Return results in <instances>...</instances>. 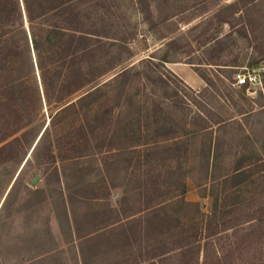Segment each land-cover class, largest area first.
I'll use <instances>...</instances> for the list:
<instances>
[{
	"label": "trees",
	"instance_id": "obj_1",
	"mask_svg": "<svg viewBox=\"0 0 264 264\" xmlns=\"http://www.w3.org/2000/svg\"><path fill=\"white\" fill-rule=\"evenodd\" d=\"M131 1L167 47L130 63L139 29L122 0H0V163L24 137L20 158L61 172L83 264H264V142L248 151L250 108L229 107L236 63L221 45L179 59L216 40L204 20L182 30L196 15L175 16L177 0ZM255 2L224 6L240 21ZM168 61L205 84L179 88ZM187 177L209 209L186 198Z\"/></svg>",
	"mask_w": 264,
	"mask_h": 264
},
{
	"label": "crops",
	"instance_id": "obj_2",
	"mask_svg": "<svg viewBox=\"0 0 264 264\" xmlns=\"http://www.w3.org/2000/svg\"><path fill=\"white\" fill-rule=\"evenodd\" d=\"M255 1L243 15L254 17L257 13L258 25L244 23L243 33L249 40L253 33L256 49L264 51V0ZM166 66L194 88L204 84L186 62L168 61ZM245 91L249 106L264 107V88ZM253 106L250 112L256 110ZM30 156L11 160L8 166L5 161L0 163V264H83L69 202L71 196L64 187L63 176L59 172L56 179L51 172L40 169L25 171V161Z\"/></svg>",
	"mask_w": 264,
	"mask_h": 264
},
{
	"label": "rangeland",
	"instance_id": "obj_3",
	"mask_svg": "<svg viewBox=\"0 0 264 264\" xmlns=\"http://www.w3.org/2000/svg\"><path fill=\"white\" fill-rule=\"evenodd\" d=\"M225 1L226 0H177V2H179V5L170 7V10H172V12H178V14H176L175 16L179 15L183 18H189L192 15L200 14L188 23L180 22V29L185 30L188 26L200 20H204L201 28H208V32L212 33L216 38V40H211L207 43H205L204 36L200 37L197 40H194L188 47L190 48L189 52H181L178 54L179 59L191 60L193 61L194 65L202 64L212 53V50L218 45H221L225 48V52L227 54V57L229 58L228 62L236 63V65L233 67H237L238 69L253 64L254 60H256L257 57L261 56L262 53L258 49H256V40L252 39L254 36L253 33H251L252 38L250 40L249 36L243 33L244 23L249 25L252 24L254 26L258 25L259 19L257 13L256 16L253 17L254 20L252 23H249L246 14V17H244L243 15L242 19L239 21L238 19L230 16L229 9L224 6L225 3H227ZM122 2L127 13L130 15L131 19L136 23L139 29V33L130 43L133 55L127 62L131 63L137 61L139 58L147 56L150 53L157 56L160 55L167 47L164 43L166 39H158L147 29V24L145 21H143V14L141 11H139L137 4H135L131 0H122ZM202 9H205V11H202ZM224 16H229L233 18L232 22H236L230 23L221 21V17ZM27 23L28 22L25 19V24ZM248 42H250L252 47L250 49H248ZM186 63L190 64L189 62ZM231 65L232 64H230L229 66H225L226 68H223L225 70H221V74H225L226 72H228L229 69H231L228 67H231ZM190 66L193 67L191 64ZM170 78L174 79L175 84L179 88L186 89L185 83H188L181 76L177 74L176 77L170 76ZM229 78L233 80L232 75L229 76ZM225 79L227 78L225 77ZM232 87L235 89L233 95H227L229 107H235L236 101L242 106L243 109H247V107L250 108L254 105L252 104V106H249L247 92L243 87L233 84ZM219 88L221 87L219 86ZM218 92L221 94L220 91ZM257 97H259V93H257ZM257 103L259 102L257 101ZM46 108L47 107L45 106L43 109H45V113L47 114L48 109ZM254 108H256V110L248 113L243 118L246 136L242 141L244 147L247 148L248 151L252 150L257 152L262 150L261 145L264 142V107H261L259 104L257 106L255 105ZM45 122H48V117H46ZM25 144L26 138L23 137L19 141L13 142L11 145L10 143L7 144L5 148H3L1 153L6 154L7 152H18V154L13 156L11 160H19L24 150L23 146ZM26 154L31 155L29 158L31 164H27V166L24 167V170L28 172L39 171L38 167L33 168L34 157L30 150ZM11 160L5 161L7 166L13 162ZM56 163H58V161H56ZM248 188L249 193L255 190L252 186H248ZM186 198L190 200H198L200 204H202L204 209H209L212 204L210 196L205 195L204 197H200L198 195V188L196 187L191 177H187Z\"/></svg>",
	"mask_w": 264,
	"mask_h": 264
},
{
	"label": "built area",
	"instance_id": "obj_4",
	"mask_svg": "<svg viewBox=\"0 0 264 264\" xmlns=\"http://www.w3.org/2000/svg\"><path fill=\"white\" fill-rule=\"evenodd\" d=\"M233 85L245 86V89L254 91L256 87L264 88V61L244 66L233 74Z\"/></svg>",
	"mask_w": 264,
	"mask_h": 264
}]
</instances>
